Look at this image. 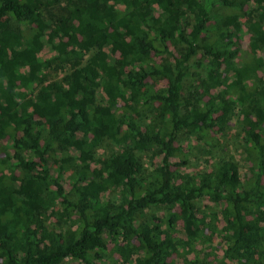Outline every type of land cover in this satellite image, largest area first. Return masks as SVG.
<instances>
[{
	"label": "trees",
	"instance_id": "trees-1",
	"mask_svg": "<svg viewBox=\"0 0 264 264\" xmlns=\"http://www.w3.org/2000/svg\"><path fill=\"white\" fill-rule=\"evenodd\" d=\"M250 1L0 0V264H214L200 253L217 239L220 264H264V0ZM233 124L244 180L214 155Z\"/></svg>",
	"mask_w": 264,
	"mask_h": 264
},
{
	"label": "rangeland",
	"instance_id": "rangeland-1",
	"mask_svg": "<svg viewBox=\"0 0 264 264\" xmlns=\"http://www.w3.org/2000/svg\"><path fill=\"white\" fill-rule=\"evenodd\" d=\"M250 7H255V3L254 0L250 1ZM249 43V37L247 36V32L246 29H243V38H242V42H241V46H242V51L245 52L247 45ZM52 57V55L50 56ZM58 69H61L60 67H58ZM51 73V72H50ZM51 75L57 79H60L62 77L61 71L60 72H55V73H51ZM138 111H134L139 112V114L142 113V110L140 108L137 109ZM228 130V129H227ZM223 133L224 136H220L221 141L223 142V148H224V152L222 150V147L220 146L219 148L217 147L215 149V153L214 155H224L225 152H227L229 155H234L235 158L237 159V161L240 163V167H241V173H242V177L244 180L245 177V173L247 172V162L245 161V153L243 151V148L240 147L241 142L239 137L236 136V126L235 124H233L232 128ZM190 140V139H189ZM187 139V137H183L179 144H182L183 146L188 147L186 151H188L189 153V167L190 169H194L196 167L200 168L199 166L202 165V163L205 161V159L208 158V156L205 154V152L203 151L202 147H199V143L196 142V140H194V138L191 139L190 144L189 141ZM190 145H192L194 147V149L189 150ZM104 152L107 153L109 151H113L114 149H116V146L114 145L113 142L108 141L107 143L104 144ZM209 149H212V151L214 150L213 147L211 148L209 146ZM4 149L0 148V159L2 157L5 156V153L3 151ZM145 158V156H144ZM143 158V159H144ZM160 160V158H156L155 161L158 162ZM146 161V165L149 167L151 165V163L154 161H151L150 157H146L145 158ZM189 169V168H188ZM66 189L68 190L70 188V185L68 184V182H64ZM210 203L208 201H204L202 203V206L204 205H209ZM156 210H158L157 208H152L150 210V212H155ZM223 249H224V244L221 242V239H217L213 242V244L210 247H207L205 249V251L201 252V257H200V261L202 262H209L212 261L214 264H220V257L222 256L223 253ZM231 264V263H230Z\"/></svg>",
	"mask_w": 264,
	"mask_h": 264
}]
</instances>
